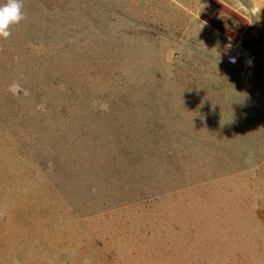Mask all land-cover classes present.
Masks as SVG:
<instances>
[{
  "label": "rangeland",
  "instance_id": "rangeland-1",
  "mask_svg": "<svg viewBox=\"0 0 264 264\" xmlns=\"http://www.w3.org/2000/svg\"><path fill=\"white\" fill-rule=\"evenodd\" d=\"M22 11L0 38V264H264V0Z\"/></svg>",
  "mask_w": 264,
  "mask_h": 264
},
{
  "label": "clouds",
  "instance_id": "clouds-1",
  "mask_svg": "<svg viewBox=\"0 0 264 264\" xmlns=\"http://www.w3.org/2000/svg\"><path fill=\"white\" fill-rule=\"evenodd\" d=\"M22 8L23 0H6L5 4L0 5V38L7 39L11 26L24 19Z\"/></svg>",
  "mask_w": 264,
  "mask_h": 264
},
{
  "label": "built area",
  "instance_id": "built-area-1",
  "mask_svg": "<svg viewBox=\"0 0 264 264\" xmlns=\"http://www.w3.org/2000/svg\"><path fill=\"white\" fill-rule=\"evenodd\" d=\"M257 56L249 48L244 47L241 43L234 45L227 57V62L230 65L240 67L239 78L243 79L256 63Z\"/></svg>",
  "mask_w": 264,
  "mask_h": 264
}]
</instances>
